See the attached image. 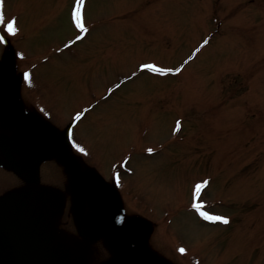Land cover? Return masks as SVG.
I'll return each mask as SVG.
<instances>
[{
    "label": "rangeland",
    "instance_id": "rangeland-1",
    "mask_svg": "<svg viewBox=\"0 0 264 264\" xmlns=\"http://www.w3.org/2000/svg\"><path fill=\"white\" fill-rule=\"evenodd\" d=\"M75 7L74 0H3L0 28L16 21L12 49L34 65L26 107L53 113L49 121L58 130L94 105L67 140L84 149L81 169L106 185L113 208L156 224L151 241L159 254L174 256L185 245L204 264H264V0H89L91 31L67 50L78 35ZM5 48L0 43V56ZM151 63L173 71L141 68ZM130 72L137 73L132 80ZM115 82L122 83L115 96L93 104ZM177 120L185 122L176 136ZM160 146L158 155H145ZM208 178L202 199L220 202L209 208L214 215L233 216L227 228L210 227L189 210L193 184ZM24 209L0 208V228L14 226L17 216L35 222L30 208L19 214ZM38 235L48 251L59 247L62 233L44 228Z\"/></svg>",
    "mask_w": 264,
    "mask_h": 264
},
{
    "label": "snow or ice",
    "instance_id": "snow-or-ice-1",
    "mask_svg": "<svg viewBox=\"0 0 264 264\" xmlns=\"http://www.w3.org/2000/svg\"><path fill=\"white\" fill-rule=\"evenodd\" d=\"M82 4H83V0H77L76 7H75V20H76L77 26L80 27L81 30L83 31L84 28H83V25L81 23V20H82V8H81V5ZM4 24H5V18H4V13H3V0H0V25H4ZM0 31H6L7 34L15 36L17 34V32H18V28L16 27V21L15 20L7 21L6 29L5 28H0ZM78 39H79V37H78ZM4 41H5V37L3 35H0V43H2ZM141 68L150 69L152 72L161 73V74L173 71V69L161 68V67H157V66H155L153 64H143V65H141ZM174 71L179 72L180 69L177 68V69H174ZM25 78L26 79L28 78V74L27 73L25 74ZM75 118L77 120L81 119V114L77 113ZM79 150L81 152L84 151L83 148H79ZM149 151H151V149H149ZM200 187H201L200 184H197L195 186L197 194L199 193ZM194 207L199 209L201 206H200V204H195ZM200 215L206 220L222 221L224 223H227V219L226 218L221 217V216H217V215H212V214H209L208 212H203L202 211V212H200ZM179 251L181 253H183V252H185V249L184 248H180Z\"/></svg>",
    "mask_w": 264,
    "mask_h": 264
}]
</instances>
